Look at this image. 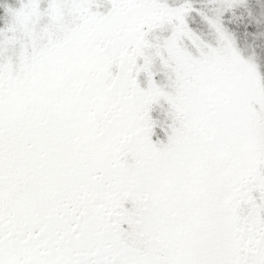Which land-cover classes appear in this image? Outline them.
I'll return each instance as SVG.
<instances>
[{
	"label": "snow or ice",
	"instance_id": "6c2138e0",
	"mask_svg": "<svg viewBox=\"0 0 264 264\" xmlns=\"http://www.w3.org/2000/svg\"><path fill=\"white\" fill-rule=\"evenodd\" d=\"M0 264H264V0H0Z\"/></svg>",
	"mask_w": 264,
	"mask_h": 264
}]
</instances>
